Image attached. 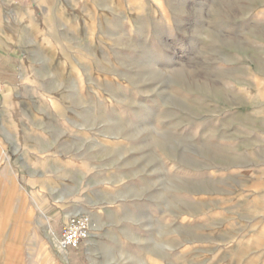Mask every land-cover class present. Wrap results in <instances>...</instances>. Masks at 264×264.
I'll return each instance as SVG.
<instances>
[{
    "label": "rangeland",
    "instance_id": "rangeland-1",
    "mask_svg": "<svg viewBox=\"0 0 264 264\" xmlns=\"http://www.w3.org/2000/svg\"><path fill=\"white\" fill-rule=\"evenodd\" d=\"M14 11L23 75L0 96L18 187L0 192L3 264H30L37 236L62 255L49 221L81 210L90 264H264V0ZM21 190L42 228L8 216Z\"/></svg>",
    "mask_w": 264,
    "mask_h": 264
},
{
    "label": "crops",
    "instance_id": "crops-1",
    "mask_svg": "<svg viewBox=\"0 0 264 264\" xmlns=\"http://www.w3.org/2000/svg\"><path fill=\"white\" fill-rule=\"evenodd\" d=\"M40 1L41 0H0V96L4 94L11 96L16 95L20 90L21 84H19V82L21 81L23 75L22 71L21 73L20 72L18 73V66L16 63L17 56L13 52L15 46H17L18 44L16 40L20 42L21 30H23L18 28V32H15L13 30V27L10 26L11 23L14 24L15 22V20H13L15 13L14 10L33 8ZM26 14H31V13H25V15ZM23 16H22V20H24ZM24 63H26L25 60ZM3 140H4V134L1 133L0 134V174L8 173L9 177L6 178V180H4L3 182H1L0 192L8 189H18L16 184L13 185L14 183L13 179L15 173L12 169V165L7 160V158L3 157V153H4L2 147ZM19 196L20 197L18 201H16L13 204L11 214L8 216L15 217L14 215L16 213H19V211L21 210V214L18 217H15L19 225H22L24 226V228L27 229L28 226L31 223H33L35 227L40 226L42 228V224L40 223V221H37L35 214L29 207V197L27 193L21 190L19 192ZM2 198L3 197L0 196V205H2ZM26 200H28V202L25 206L23 205V202H25ZM31 212L33 213V215H31ZM79 215H83V214H79ZM56 219L57 217H53L52 219H50L49 232L55 238L61 240L65 226L69 222V218L66 217L59 220ZM1 246L3 245H0V247ZM50 250L53 259L52 264H90V260L87 254L86 242H84L78 250H75L71 247L67 248L65 250L66 259H64L60 253L53 251L52 248ZM0 264H3L1 258H0Z\"/></svg>",
    "mask_w": 264,
    "mask_h": 264
},
{
    "label": "built area",
    "instance_id": "built-area-1",
    "mask_svg": "<svg viewBox=\"0 0 264 264\" xmlns=\"http://www.w3.org/2000/svg\"><path fill=\"white\" fill-rule=\"evenodd\" d=\"M91 221L86 215L70 219L66 224L58 247L62 250L73 248L78 250L90 237Z\"/></svg>",
    "mask_w": 264,
    "mask_h": 264
},
{
    "label": "bare ground",
    "instance_id": "bare-ground-1",
    "mask_svg": "<svg viewBox=\"0 0 264 264\" xmlns=\"http://www.w3.org/2000/svg\"><path fill=\"white\" fill-rule=\"evenodd\" d=\"M82 213H83V211L81 210V211H78V213L76 215H79V214H82ZM35 239H36V242H35V251H34L33 254H31L28 262L30 264H44L45 263V260L50 259L51 250L48 247V244L46 243V240L44 238H41V237L37 236V237H35ZM50 239L56 245V247L58 248V244L56 243V238L51 236ZM28 242H29V240H28ZM33 246H34V244H33ZM60 251L63 252L62 255L64 256V259H66V255H65V252L66 251L65 250H62V249H60ZM12 255L13 256H16L18 258H20V256H21V254H18V253H13ZM7 257H8V255H7Z\"/></svg>",
    "mask_w": 264,
    "mask_h": 264
}]
</instances>
